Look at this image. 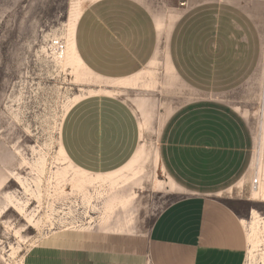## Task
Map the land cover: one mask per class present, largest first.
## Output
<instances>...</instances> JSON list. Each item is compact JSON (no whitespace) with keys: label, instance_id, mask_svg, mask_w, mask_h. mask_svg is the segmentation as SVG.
Here are the masks:
<instances>
[{"label":"crops","instance_id":"crops-1","mask_svg":"<svg viewBox=\"0 0 264 264\" xmlns=\"http://www.w3.org/2000/svg\"><path fill=\"white\" fill-rule=\"evenodd\" d=\"M167 4L91 0L83 8L73 49L102 89L68 108L59 139L75 168L111 174L139 151L143 120L158 142L143 184L177 198L138 214L135 196L121 229L35 235L26 264H244L243 220L264 214V0ZM259 90L253 129L250 100L231 94ZM198 93L206 97L191 100Z\"/></svg>","mask_w":264,"mask_h":264},{"label":"rangeland","instance_id":"rangeland-1","mask_svg":"<svg viewBox=\"0 0 264 264\" xmlns=\"http://www.w3.org/2000/svg\"><path fill=\"white\" fill-rule=\"evenodd\" d=\"M90 1L0 0V264H26L39 240L35 235L121 229L134 212L135 196L138 214H155L178 196L143 184L147 167L157 161L158 145L148 139L152 132L143 120L139 151L111 174L79 170L61 149L60 125L68 108L102 89L72 42L78 15ZM140 1L160 11L164 0ZM165 1L178 5V0ZM234 96L250 100V127L256 128L261 90ZM204 97L198 93L191 100ZM259 207L264 213V203ZM252 213L243 220L244 264H264V214Z\"/></svg>","mask_w":264,"mask_h":264},{"label":"built area","instance_id":"built-area-1","mask_svg":"<svg viewBox=\"0 0 264 264\" xmlns=\"http://www.w3.org/2000/svg\"><path fill=\"white\" fill-rule=\"evenodd\" d=\"M251 185L253 186V188L257 187V179L256 178H253Z\"/></svg>","mask_w":264,"mask_h":264},{"label":"bare ground","instance_id":"bare-ground-1","mask_svg":"<svg viewBox=\"0 0 264 264\" xmlns=\"http://www.w3.org/2000/svg\"><path fill=\"white\" fill-rule=\"evenodd\" d=\"M257 179V178H256ZM253 187V186H252ZM257 188H258V182H257V187L256 188H253L254 190H257Z\"/></svg>","mask_w":264,"mask_h":264}]
</instances>
